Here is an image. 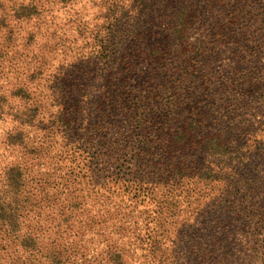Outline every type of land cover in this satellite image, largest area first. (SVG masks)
<instances>
[{"label": "rangeland", "instance_id": "374dc122", "mask_svg": "<svg viewBox=\"0 0 264 264\" xmlns=\"http://www.w3.org/2000/svg\"><path fill=\"white\" fill-rule=\"evenodd\" d=\"M46 1L41 0L45 5L42 13L28 20H13L11 5L15 3L17 8L29 2L36 4V0L5 3L13 32L7 58L0 64L3 74L0 91L9 106L5 109L6 117L0 120V136L18 128L36 141L39 131L36 123L20 125L13 118L15 114L27 115L37 102L42 103L45 112H53L57 110L58 100L69 101L78 95L77 89L78 98L83 101L81 117H84L93 116L92 103L104 105L109 95L93 82V73L104 63L98 46L102 35L96 38L98 24L102 22L98 17L103 10L101 0H71L66 4ZM169 2L173 5L176 0ZM208 17L225 19L229 35L225 42L214 47L206 62L214 75L212 89L200 88L193 96L202 101L200 106L207 107L206 113L216 109L217 118L198 132L181 133L183 126L176 124L177 135L183 134L179 147L184 158L181 166L184 178L178 184L168 183L162 211L158 207L160 199L153 195L141 194L134 200L129 175L113 174L115 167L124 162L118 149L130 127L123 113L113 111L103 130L106 136L87 142L74 156L70 155L73 147H63L60 137L54 144V154L59 149L69 150L62 158L57 156L53 160L56 163L53 178L68 180L70 187L65 190L66 195H82L88 215H95L100 205L112 209L106 204L109 201L121 210L119 215L127 213L130 217L131 224L124 231H112L110 235L121 250L124 264H153L147 248L155 240L164 247L166 257L183 260L181 244L193 239L194 231L206 224H217L233 252L240 254L238 264H264V0L216 1ZM79 25L85 27L83 33ZM163 29V23L149 28L140 48L131 44L123 47L119 55H125L124 59L128 58L129 64L134 65L120 72L112 83L116 80L126 88L141 85L153 67L145 61L138 63V52H147L149 45L162 37ZM200 32L192 28L190 35ZM18 87L25 89V94L10 95ZM218 140L230 150L240 146L254 151L247 164L240 165L228 157L220 161L213 152ZM111 148L117 150L112 157L108 155ZM2 153L4 163L18 156L10 148ZM175 161L174 157L168 159L169 163ZM232 164H237L236 171L230 170ZM218 170L217 176H213ZM59 181L53 184L59 185ZM216 197L218 200L213 204ZM198 208L209 213L189 215ZM214 210L215 217L211 215ZM100 240L96 232L90 233L86 244L90 255L105 248Z\"/></svg>", "mask_w": 264, "mask_h": 264}, {"label": "trees", "instance_id": "16d2710c", "mask_svg": "<svg viewBox=\"0 0 264 264\" xmlns=\"http://www.w3.org/2000/svg\"><path fill=\"white\" fill-rule=\"evenodd\" d=\"M7 1L0 0V64L7 58L13 32L9 28ZM47 1V4L50 1L66 4L71 0ZM169 1L101 0L103 10L98 17L102 22L98 24L96 38L102 35L98 46L104 63L93 73V82L109 93L104 105L92 103L93 116L81 117L84 105L78 98L80 91L76 89L78 95L69 101L58 100L56 111L45 112L42 103L37 102L36 108L30 107L25 117L15 114L13 119L20 125L36 123L39 128L36 141L18 128L0 136V264H124L121 250L111 241L110 235L112 231H124L131 224L127 213L119 215L121 210L108 201L106 204L112 209L100 205L95 215H88L82 195L70 197L65 194L70 187L68 180L53 178L56 168L53 160L57 156L62 158L69 151L59 149L53 153L59 137L63 147H73L70 155L74 156L87 142L106 136L103 130L113 111L123 113L130 124L118 149L122 151L124 162L119 168L115 167L113 174L130 176L128 182L135 192L134 200L141 194L153 195L160 199L158 207L162 211L168 183L178 184L177 181L184 178V158L180 153L182 147H179L183 134L179 137L175 126L181 123V133L198 132L217 118L216 109L206 113L207 107L200 106L202 101L193 95L200 88L212 89L214 75L206 62L214 47L225 42L229 33L225 19L208 17V11L215 8L216 1L222 0H176L173 5ZM29 3L17 8L15 3L12 4L10 17L28 20L42 13L45 5L41 0H36V4ZM160 23L164 24L162 37L151 43L147 52L137 50L138 63L145 61L153 67L152 72L134 88H126L116 80L112 83L120 72L134 65L133 62L129 64L128 58L124 59L125 55H119L123 47L128 44L141 46L149 28L151 30ZM77 27L80 33L85 31L84 26ZM192 28L201 30L200 34L191 36ZM36 71L41 73L40 68ZM2 75L0 70V78ZM113 85H116L114 89ZM23 94L25 89L20 87L10 93L12 96ZM6 99L0 91V120L6 117L5 109L9 107ZM6 148L18 154L10 163H4L2 159V150ZM237 148L230 150L218 140L213 152L220 161L228 157L240 165L247 164L254 150ZM116 151L111 148L108 155L112 157ZM173 157L176 161L169 163L168 159ZM236 165L232 164L230 170L236 171ZM218 173L219 170L213 176ZM55 180H60L59 185L53 184ZM204 212L209 213L198 208L189 215ZM216 212L214 210L211 215L215 217ZM216 225L199 227L194 231L193 239L183 241L180 248L185 253L183 260L171 255L166 257L164 247L155 240L147 248L150 262L238 264L240 254L233 252L231 243L225 240ZM92 232H96L105 245L94 255H90L86 245Z\"/></svg>", "mask_w": 264, "mask_h": 264}]
</instances>
